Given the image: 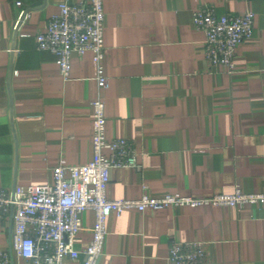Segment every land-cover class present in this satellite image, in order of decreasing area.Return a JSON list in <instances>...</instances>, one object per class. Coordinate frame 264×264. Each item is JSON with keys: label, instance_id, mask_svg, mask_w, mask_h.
I'll return each mask as SVG.
<instances>
[{"label": "crops", "instance_id": "0c3cea01", "mask_svg": "<svg viewBox=\"0 0 264 264\" xmlns=\"http://www.w3.org/2000/svg\"><path fill=\"white\" fill-rule=\"evenodd\" d=\"M78 0H0V190L52 183V170L92 159L91 100L97 94L91 53L74 55L69 77L35 36ZM17 3H20L18 5ZM108 138L131 142L139 168H113L107 196L146 193L211 197L264 193V0H103ZM217 16L252 12L253 34L228 74L204 58L196 8ZM85 229L94 213L81 215ZM97 264H164L171 241L205 244L198 264H264V206L126 210L106 219ZM9 217L0 250H9ZM91 236L84 230L75 247ZM63 264H81L69 258Z\"/></svg>", "mask_w": 264, "mask_h": 264}, {"label": "built area", "instance_id": "2783aa9c", "mask_svg": "<svg viewBox=\"0 0 264 264\" xmlns=\"http://www.w3.org/2000/svg\"><path fill=\"white\" fill-rule=\"evenodd\" d=\"M20 5V3H17ZM254 14L217 16L211 7L196 8L192 24L204 34V58L210 66H220L228 74L236 71L234 58L241 44L251 38ZM103 0L58 3L44 31L35 36L38 50L48 51L63 79H67L74 55L91 53L97 94L91 100L92 159L80 165H58L52 170V183L16 186L0 190V219L9 217L13 232L9 250L29 264H63L69 258L81 264H97L106 238V219L126 210L143 212L167 207L264 206V193H243L238 186L231 194L211 197L185 196L178 192L161 197L144 193L135 199H110L107 188L113 168H139L135 148L124 138H108L106 104L101 90L104 75ZM94 213V223L85 229L81 215ZM88 230L90 240L75 247L80 233ZM205 244L199 241H171L164 264H198L205 260ZM0 264H11L9 251L0 250Z\"/></svg>", "mask_w": 264, "mask_h": 264}]
</instances>
